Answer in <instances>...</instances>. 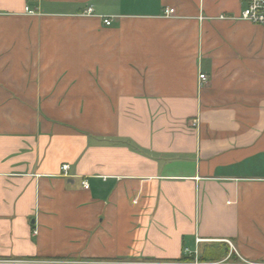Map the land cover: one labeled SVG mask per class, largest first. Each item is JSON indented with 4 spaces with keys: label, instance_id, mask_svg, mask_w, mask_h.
Instances as JSON below:
<instances>
[{
    "label": "crops",
    "instance_id": "obj_1",
    "mask_svg": "<svg viewBox=\"0 0 264 264\" xmlns=\"http://www.w3.org/2000/svg\"><path fill=\"white\" fill-rule=\"evenodd\" d=\"M243 9L0 0V261L177 262L200 239L264 263V27L220 19Z\"/></svg>",
    "mask_w": 264,
    "mask_h": 264
},
{
    "label": "built area",
    "instance_id": "obj_2",
    "mask_svg": "<svg viewBox=\"0 0 264 264\" xmlns=\"http://www.w3.org/2000/svg\"><path fill=\"white\" fill-rule=\"evenodd\" d=\"M244 4V9L239 18H230L227 16H221L220 19L223 20H242L249 22L254 25L264 27V0H242ZM26 12L33 15L34 12L30 11L28 8ZM93 13L92 8H89L85 11L84 14L91 15ZM164 15L166 17H173L175 15L174 9H166ZM105 26L109 27L112 25V20L110 18L103 19ZM201 85L207 82V77L204 74H201L199 77ZM195 125V123H194ZM70 170L69 165H63L61 171L66 175ZM82 187L85 190H89L90 185L88 181L84 180L82 182ZM34 234H37V230L34 231ZM203 242L202 240H197V247L194 250L186 248L184 250L185 255L188 257L187 260H181L177 262H102V261H11L3 260L0 261V264H264L262 262H253L245 259L233 246L230 241H225L229 247L228 254L219 260H203L201 253L199 251L198 245Z\"/></svg>",
    "mask_w": 264,
    "mask_h": 264
},
{
    "label": "trees",
    "instance_id": "obj_3",
    "mask_svg": "<svg viewBox=\"0 0 264 264\" xmlns=\"http://www.w3.org/2000/svg\"><path fill=\"white\" fill-rule=\"evenodd\" d=\"M227 254H228V251L225 253V256H226ZM202 259H203V260H206L203 256H202Z\"/></svg>",
    "mask_w": 264,
    "mask_h": 264
}]
</instances>
